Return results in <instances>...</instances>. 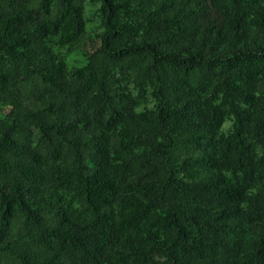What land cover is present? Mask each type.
<instances>
[{
    "label": "trees",
    "instance_id": "1",
    "mask_svg": "<svg viewBox=\"0 0 264 264\" xmlns=\"http://www.w3.org/2000/svg\"><path fill=\"white\" fill-rule=\"evenodd\" d=\"M0 264H264V0H0Z\"/></svg>",
    "mask_w": 264,
    "mask_h": 264
},
{
    "label": "rangeland",
    "instance_id": "2",
    "mask_svg": "<svg viewBox=\"0 0 264 264\" xmlns=\"http://www.w3.org/2000/svg\"><path fill=\"white\" fill-rule=\"evenodd\" d=\"M89 3H86V9H85V14L87 16V10H88V17L92 18V15H91V9H92V6H89ZM80 61V56L78 55H74L73 58H70L68 60L70 66H73V65H77Z\"/></svg>",
    "mask_w": 264,
    "mask_h": 264
}]
</instances>
